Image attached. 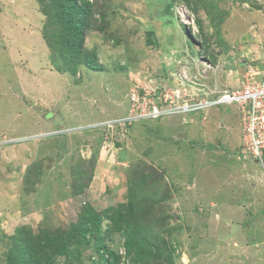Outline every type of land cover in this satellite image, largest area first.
I'll list each match as a JSON object with an SVG mask.
<instances>
[{
    "label": "rangeland",
    "instance_id": "rangeland-1",
    "mask_svg": "<svg viewBox=\"0 0 264 264\" xmlns=\"http://www.w3.org/2000/svg\"><path fill=\"white\" fill-rule=\"evenodd\" d=\"M246 64L264 79V0H0V264H264L260 192L231 216L240 129L229 150L110 121L182 70L224 87Z\"/></svg>",
    "mask_w": 264,
    "mask_h": 264
},
{
    "label": "built area",
    "instance_id": "built-area-1",
    "mask_svg": "<svg viewBox=\"0 0 264 264\" xmlns=\"http://www.w3.org/2000/svg\"><path fill=\"white\" fill-rule=\"evenodd\" d=\"M178 73V72H177ZM177 73L171 72L176 75ZM256 71L248 68L244 79L237 82L235 87L217 89L200 85L193 90L202 89L195 95L194 100L185 99L178 90L172 94L166 89L161 95L154 96L149 89L142 92L134 91L130 95V117L157 118L173 112H187L203 109L218 104H236L240 110V120L243 132L242 152L250 160L264 161V79L257 80ZM181 77L184 72L180 73ZM184 77V76H183ZM182 77V78H183ZM182 78L181 81H182ZM185 95V94H184Z\"/></svg>",
    "mask_w": 264,
    "mask_h": 264
},
{
    "label": "crops",
    "instance_id": "crops-1",
    "mask_svg": "<svg viewBox=\"0 0 264 264\" xmlns=\"http://www.w3.org/2000/svg\"><path fill=\"white\" fill-rule=\"evenodd\" d=\"M164 120H166L164 123V125L166 124L165 128L170 125H173L174 128L176 129H178L179 127H182L186 130V135L192 138L203 140L205 142L221 140L227 149L232 150L233 148L234 149L237 148V140L235 139V136L237 134V131L239 135L240 133L239 129L241 131L240 118L239 119L232 118L228 113L227 106H222L220 108L212 107L205 111L193 112L191 114H188V116L173 115V116L165 118ZM3 135L4 134L0 135V141L1 139H4L2 137ZM241 143H242V135L239 140V147H241ZM4 144H5V141H3L2 143L0 142V148H2ZM231 156L236 157L238 156V153L237 155L232 154ZM237 158L234 160L231 159L230 162L235 165V169L237 171L236 173H237L238 181H237L236 186L239 188L238 198L240 200H234L235 204H233L234 201L230 200L231 201L230 210L232 213L231 216L233 217L234 220L232 219V217L231 219L237 222L239 218L236 216L243 211V208H245L247 205H250V203H248L247 201H252V202L254 201V199H252L251 197L249 199H246V201L245 200L241 201L243 194H247V193L253 194V193L260 192L261 196L259 197V195L257 194L258 201H255V202H257L256 204L260 205V207L263 209L262 210L263 218L261 219L262 220L261 225H262V228H264V222H263L264 220V166L261 165L263 172L253 171L252 168L255 165L253 164V162L251 161L249 162V160H247L244 157H237ZM245 160H247L248 162ZM2 183H3V186L5 187L4 182ZM2 183L0 179V184ZM236 186H235V189H236ZM8 194L9 193L7 191H5L4 193L2 192L1 194L2 196L0 195V204L1 203L3 204L4 201L8 200ZM234 195H235V191H233V196ZM233 196H232V191H231L230 197H233ZM234 205L236 206L235 208H234ZM228 207H229V204H226V209H229ZM234 209L236 210L233 212ZM245 225H243L239 229L236 228V233L232 232L233 236L234 237L243 236L244 238H246L249 232H248L247 227L245 228ZM230 228L232 229L231 225L229 229Z\"/></svg>",
    "mask_w": 264,
    "mask_h": 264
},
{
    "label": "clouds",
    "instance_id": "clouds-1",
    "mask_svg": "<svg viewBox=\"0 0 264 264\" xmlns=\"http://www.w3.org/2000/svg\"><path fill=\"white\" fill-rule=\"evenodd\" d=\"M182 21V20H181ZM249 63V62H248ZM203 64H205L206 65V67L208 66V63L207 62H203ZM167 65V64H166ZM247 65V64H246ZM250 66L249 65H247V69L249 68ZM201 71H203V72H194L193 73V75H194V77L196 76L197 77V79H198V81L200 80V77L201 76H203V77H205V73H204V71H206L205 70V68H202V70ZM182 72H184V77L182 78L181 76H180V78H182V84H177V86L174 88L175 90H178V92L179 93H181L182 94V97H184L185 99H190V98H188L187 96H189L190 94H192V93H190V91L192 90V89H194V87H192L191 85H189L188 84V81H189V78H192V75H186V71H184V70H182ZM170 74H171V72H170ZM197 74V75H196ZM181 80V79H180ZM192 82V81H191ZM184 84V85H183ZM236 84H237V82L235 81V84L234 85H224V87H221V86H217V83H214V85L212 86V87H216L217 89H222V88H225V87H235L236 86ZM200 85H204V86H207L208 88H212V87H210V86H208L207 85V83H203V84H200ZM199 85V86H200ZM148 89L150 90V92L151 93H153L154 94V96L156 97V96H159V95H161L162 93H161V91H165L166 89H167V87H166V82L162 85V86H160V88H157V89H155V90H153L152 89V85L151 86H149L148 87ZM185 94V95H184ZM131 95V94H130ZM194 98H195V96H194ZM194 98H191V100H194ZM131 103V102H130ZM226 105H230V104H218V105H212V106H209V107H207V108H203V109H195V110H191V111H187V112H183V111H179V112H173V113H169V114H166V115H162V116H159V117H157V118H145V119H143V118H135L134 116L133 117H130L129 116V114H130V108L131 107H129L128 108V110H127V112H128V116H126V117H123V118H120V117H116V118H113L112 120H110V121H112V123H121L122 125H126V124H131L132 122H136V121H155V120H158V119H165V118H167V117H170V116H173V115H183V116H188V114H191V113H193V112H199V111H205V110H208L209 108H212V107H222V106H226ZM237 106V105H236ZM238 107V106H237ZM238 110H239V108H238ZM239 114H240V110H239ZM240 118V117H239ZM240 123H241V120H240ZM241 127H242V124H241ZM241 131H242V128H241ZM3 141H5V143L7 142L6 141V139H3ZM1 142V141H0ZM2 143V142H1ZM242 149H243V132H242V143H241V148H240V150H239V156H240V154L242 153V155H241V157H244V158H246L247 160H249V161H253V160H250L248 157H246V155H244L243 154V152H242ZM254 162H257V161H254ZM264 162V161H263ZM263 162H257V163H259V164H261V163H263Z\"/></svg>",
    "mask_w": 264,
    "mask_h": 264
},
{
    "label": "water",
    "instance_id": "water-1",
    "mask_svg": "<svg viewBox=\"0 0 264 264\" xmlns=\"http://www.w3.org/2000/svg\"><path fill=\"white\" fill-rule=\"evenodd\" d=\"M253 8H255V9H261V5H259V4H250Z\"/></svg>",
    "mask_w": 264,
    "mask_h": 264
},
{
    "label": "bare ground",
    "instance_id": "bare-ground-1",
    "mask_svg": "<svg viewBox=\"0 0 264 264\" xmlns=\"http://www.w3.org/2000/svg\"><path fill=\"white\" fill-rule=\"evenodd\" d=\"M180 12H181V11H180ZM181 13H182V12H181ZM183 17H185V16H184V15L181 16V18H182V19H181L182 22H184V20H183L184 18H183ZM240 24H241V23H240ZM233 27H235V25H234ZM238 29H239V27L236 28L237 31H238ZM237 31H236V32H237Z\"/></svg>",
    "mask_w": 264,
    "mask_h": 264
},
{
    "label": "trees",
    "instance_id": "trees-1",
    "mask_svg": "<svg viewBox=\"0 0 264 264\" xmlns=\"http://www.w3.org/2000/svg\"><path fill=\"white\" fill-rule=\"evenodd\" d=\"M97 218V217H96ZM94 225H97V227L99 226V224H97V220H94ZM85 226V223H83V227ZM19 259V258H18Z\"/></svg>",
    "mask_w": 264,
    "mask_h": 264
}]
</instances>
